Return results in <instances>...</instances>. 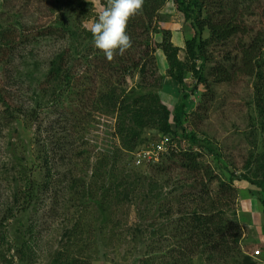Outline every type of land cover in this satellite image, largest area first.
Returning <instances> with one entry per match:
<instances>
[{"label":"rangeland","instance_id":"1","mask_svg":"<svg viewBox=\"0 0 264 264\" xmlns=\"http://www.w3.org/2000/svg\"><path fill=\"white\" fill-rule=\"evenodd\" d=\"M222 1L232 11L239 8L238 19L249 33L239 34L223 44H212L208 50L209 69L239 65L242 46L250 44L256 34L264 33V0ZM108 2L0 0V93L20 111H14L15 117L10 119L0 103V264H162L178 256L172 251L186 252L194 264H264V257H253L258 250L264 255L262 204L249 193L250 186L238 180L257 179L254 175L261 178L264 171L263 118L255 105L253 78L241 76L231 82L215 83L212 76H207L210 89L200 85L196 93L186 92L190 95L188 101L194 103L187 113H183L185 109L179 104L173 110L170 108L173 130L175 118L179 117L198 138L216 144L222 161L203 154V162L222 181L232 175L238 181L233 183L237 197L223 201L221 208L228 206L227 219L241 227L240 253L237 256L230 253L226 258L216 254L207 261L206 256L190 254L186 249L190 248L189 243L184 242L178 228V211L184 209L175 197L183 193L178 189L182 171L174 166L172 172L157 179L153 166L172 165L171 162L160 158L156 163L145 161L138 165L136 161L140 151L164 136L159 131L162 122L156 110L164 76L153 60L156 51L153 56L144 57L142 69L124 75L121 85L105 86L108 93H115L116 102L104 98L94 112L86 104L65 103L64 107L53 104L54 89L48 84L52 62L72 51L79 52V56L86 52L90 59L99 57V50L90 39V29ZM211 6L204 8L205 16L215 14V21L225 18L216 2ZM168 8L173 14L164 12ZM178 16L180 24L186 22L173 0H166L152 26L150 49L157 47V35L179 23ZM209 38L210 32L206 30L204 39ZM179 58L183 61L185 52ZM119 79L115 76L114 81ZM195 81L190 73L185 84L192 87ZM260 98L264 103V90ZM124 103L128 108H124ZM65 108L68 114L63 118L60 113ZM140 109H147L148 112H143L147 115H139L141 122L130 121L127 112L132 116L131 112ZM56 112L66 125L55 123ZM2 115L10 122H4ZM122 126L137 129L136 141L129 145L128 151L122 148L125 136ZM172 140L178 149L199 151L182 136ZM36 144H45L52 153L46 163L52 171L48 181L42 160H36ZM108 153H116L119 159L113 171L100 168L99 160L103 155L109 158ZM133 174L141 177L134 200L113 208L117 209L113 222L99 220V203L104 202L101 187L114 181L120 184ZM74 177L79 186L70 190L68 180ZM149 182L155 186L151 189L153 193ZM30 184L41 185L43 189L28 199L26 189ZM88 186H92L91 192L86 191ZM217 190L215 183L212 191L216 194ZM80 220V228L74 229ZM88 229H92L89 234Z\"/></svg>","mask_w":264,"mask_h":264},{"label":"trees","instance_id":"2","mask_svg":"<svg viewBox=\"0 0 264 264\" xmlns=\"http://www.w3.org/2000/svg\"><path fill=\"white\" fill-rule=\"evenodd\" d=\"M165 1L144 0L140 12L128 22L127 33L132 38V47L123 56L117 55L110 61L101 50L97 49L99 50V57L91 59L86 52H84V55L79 56V52H75L74 54L73 51L71 52L73 54L69 52L59 55L54 59L49 71L48 81V84L54 89L52 97L55 99L53 100V104H56L57 107H64L65 103L69 105H72V103H75L74 105L86 104L94 112L95 108L103 102L104 98L110 97L112 102H116L115 93L113 94L110 91L108 93L105 86L121 85L122 81H125L124 75L130 73V70L142 69L144 57L150 54L153 56L157 49H161L165 53L169 65L167 76L174 79L182 88V109L186 108L187 101L190 98V95L186 92L190 90L194 94L200 85H204L207 89L211 88L207 76H212L215 83L231 82L241 76L253 78L257 99L255 105L259 116L263 118L262 130L264 131V103L263 100H260L264 90V33L256 34L250 44L242 46L243 49L241 51L239 65L230 68H225L221 65L209 69L210 60L208 50L212 44H223L239 34L249 33L247 27L238 19L240 16L239 8L232 11L229 5L227 3L225 4L226 1L222 0H173L174 4L177 5L178 12L185 16L186 22H191L195 32L193 38L185 44V59L181 61L179 58L181 49L172 44L171 32L168 30H164L162 33V43L156 45L157 47L155 49L154 47L150 49L153 45L151 40L152 26L155 19L160 17V11ZM205 2H209V4ZM212 2H216L219 5V10H221L220 14L225 15V18L215 21V14L213 16L204 15V8L207 6L212 7ZM226 13L230 15L227 16ZM206 30L210 32L209 39H204ZM90 39L93 40L92 33ZM153 60L155 62L154 56ZM78 68H82L84 71L80 72ZM190 73L196 81L189 89L186 87L185 79ZM115 76L121 79L114 81ZM203 96L206 97V93ZM212 100L213 97L209 101ZM156 101L158 103L156 110L160 112L162 122L159 129L160 133L164 134V136L171 135L175 139L182 136V139H186L195 149L199 150L198 152L191 150L183 151L177 148L163 157L168 162H171L172 165L159 163L153 166V170L155 169L157 171V179L166 176L168 171L172 172L174 166H176L175 170L178 169L183 173L181 184L178 186V189H182L183 193L175 198L178 204L181 207L183 206L184 209L181 210L183 214H181V211H178L180 216L178 219V224L180 223L178 228L181 230L180 234L183 236L184 242L189 243L188 246L190 248L187 247L186 249L192 256H206L208 258L206 261L213 260V255L226 258L232 253L237 256V253H240L239 241L243 236V232L237 223H232L227 219L226 209L229 208L228 206L221 208V204L223 201L234 200L237 197L238 191L233 183L238 181H235L234 175L229 180L222 181L215 174L214 169L202 160V155L207 154L212 156L217 162H221L222 153L220 148L210 141L198 138L195 132L189 129L190 126H186V121L181 122L179 117L175 118L176 126L175 130H173L171 122L173 109L171 110L162 103L159 96H157ZM0 103L6 108L10 119L15 117L14 114L16 112L20 113L13 103H8L5 97H1V93ZM135 103V106L139 105L138 101ZM124 108H128L125 103ZM67 111L68 108H65L60 113L63 118L67 116ZM146 111L147 109L143 111L140 109L131 112L133 113L132 116H130L129 112L127 114L129 115L130 121L141 122L142 118L139 115H147V113L143 114ZM183 113L176 115L181 116ZM57 114V112L54 113L55 117L58 118L55 123L66 125V121L59 119ZM2 119L4 122H10L4 116ZM122 127L121 132L125 133V136L122 137V148L128 151L131 147L129 145L136 141L137 129L128 130L126 126ZM143 143L142 141L139 145ZM55 148H58L56 144ZM35 152L37 156L36 160H42L43 162V171L46 174L45 181H48L52 177V171L46 163L51 158V150L45 144H36ZM116 153H108L109 158L103 155L99 160L100 168H108L113 171L117 167L114 164L119 161ZM111 163H113V166H111ZM254 177L257 179L244 177L238 180L245 182L247 187L250 186L248 191L252 196L258 197L262 204V214L264 215V171L261 174V178L255 175ZM70 180H68L70 190H73V188L76 190L79 186V180L75 179V177L73 179L70 178ZM149 183L150 193H153L151 189H154L155 186L151 182ZM215 183L218 189L216 194L212 191V186ZM139 184H141V177L139 178L138 175L133 174L132 176H126L120 184L114 181L102 186L104 202L107 200L110 201L102 202V204L101 202L99 203L101 212L99 220L105 219V222H113L116 220L117 209L113 208L120 207L128 201L134 200V194L137 193L135 189H139ZM40 188H42L41 185L30 184L26 189V197L31 199ZM86 191L91 192L92 186H88ZM214 195L217 196L214 197ZM187 204H189L188 207H185ZM80 224L81 220L76 222L74 229L80 228ZM89 230L92 229L87 230L88 234L90 233ZM74 231L71 233H74ZM181 245L183 246V241ZM172 252L178 256L173 257L170 262H164L162 264H194V260L186 256V252Z\"/></svg>","mask_w":264,"mask_h":264},{"label":"clouds","instance_id":"3","mask_svg":"<svg viewBox=\"0 0 264 264\" xmlns=\"http://www.w3.org/2000/svg\"><path fill=\"white\" fill-rule=\"evenodd\" d=\"M144 0H109L91 26L95 48L101 50L108 60L123 56L132 47L127 33L129 20L142 9Z\"/></svg>","mask_w":264,"mask_h":264},{"label":"crops","instance_id":"4","mask_svg":"<svg viewBox=\"0 0 264 264\" xmlns=\"http://www.w3.org/2000/svg\"><path fill=\"white\" fill-rule=\"evenodd\" d=\"M170 8V7H169ZM165 9L166 14H173L171 13L170 9ZM172 8V7H171ZM175 12V11H173ZM176 13V12H175ZM179 13V12H178ZM180 14V13H179ZM179 23H174L172 26H168L166 30L171 32V42L175 47L181 49V52L184 54L185 44L188 40L192 39L195 32L192 28L191 22H185L180 24V18L178 16ZM163 36L159 34L156 36L155 42L158 44L162 43ZM155 61L157 63V67L160 69V73L164 76V81L162 87L160 88L158 95L161 98V101L168 106L169 108L174 109L176 106H181L180 101L182 97V88L179 83H177L174 79L167 76L168 70V61L165 53L161 49H157L155 53ZM186 87L190 89L188 84ZM194 100V99H193ZM179 104V105H178ZM190 105L193 107V101H188L186 108L183 112L187 113ZM182 108V107H181ZM264 257V255H263Z\"/></svg>","mask_w":264,"mask_h":264},{"label":"built area","instance_id":"5","mask_svg":"<svg viewBox=\"0 0 264 264\" xmlns=\"http://www.w3.org/2000/svg\"><path fill=\"white\" fill-rule=\"evenodd\" d=\"M176 149L177 146L174 145L171 135L162 136L156 143H152L148 149L142 150L137 154V164H143L145 161L156 163L160 158ZM253 257L261 259L263 257L262 250L256 251Z\"/></svg>","mask_w":264,"mask_h":264}]
</instances>
